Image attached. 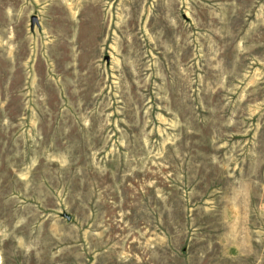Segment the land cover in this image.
<instances>
[{
  "label": "rangeland",
  "instance_id": "rangeland-1",
  "mask_svg": "<svg viewBox=\"0 0 264 264\" xmlns=\"http://www.w3.org/2000/svg\"><path fill=\"white\" fill-rule=\"evenodd\" d=\"M0 264H264V0H0Z\"/></svg>",
  "mask_w": 264,
  "mask_h": 264
},
{
  "label": "water",
  "instance_id": "water-1",
  "mask_svg": "<svg viewBox=\"0 0 264 264\" xmlns=\"http://www.w3.org/2000/svg\"><path fill=\"white\" fill-rule=\"evenodd\" d=\"M37 25V19L35 16H31L30 19H29V29L32 30L33 29V26H36ZM66 220L69 219L68 216H64Z\"/></svg>",
  "mask_w": 264,
  "mask_h": 264
}]
</instances>
